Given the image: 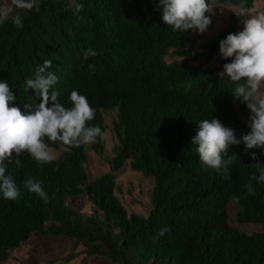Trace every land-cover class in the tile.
<instances>
[{
    "label": "trees",
    "instance_id": "trees-1",
    "mask_svg": "<svg viewBox=\"0 0 264 264\" xmlns=\"http://www.w3.org/2000/svg\"><path fill=\"white\" fill-rule=\"evenodd\" d=\"M255 1L207 0L210 6L241 8H252ZM77 2L84 5L80 19L71 0H38L39 12L14 10L23 28L13 24L11 15L0 24V82L7 81L22 112L27 114L25 104L35 111L41 97L26 88V81L50 60L49 71L71 75L54 86L58 101L70 108L75 90L95 109L86 126H99L105 133L103 113L118 111L113 122L118 145L109 171L92 181L86 150L101 154L105 135L78 148L45 137L51 150L62 152L42 166L28 153L18 158L19 165L15 154L6 160V175L13 177L20 195L8 200L0 193V263L37 236L65 237L80 244L86 257L112 264H264V182L252 180L254 195L245 189L250 177L259 176L254 165H264V150L245 152L243 143L231 145L228 155L238 160L229 166L226 179L203 164L191 144L205 119H218L237 139L251 131L249 118L241 116L246 103L233 96L243 81L220 77L217 68L194 65L201 56L207 62L213 59L220 41L237 33L240 18L230 14L228 26L194 54L189 35L197 30L164 24L158 0ZM210 14L211 9L209 19ZM89 48L98 55L85 60ZM230 61L224 59L221 67ZM252 152L258 161L251 159ZM127 161L131 171L153 179L152 208L146 217L128 214L115 196L116 174ZM28 179L42 182L46 201L28 191ZM80 196L92 204L90 215L69 206L70 198ZM230 203L238 208V225L263 230L247 234L232 227ZM162 228L168 231L160 236Z\"/></svg>",
    "mask_w": 264,
    "mask_h": 264
},
{
    "label": "clouds",
    "instance_id": "clouds-1",
    "mask_svg": "<svg viewBox=\"0 0 264 264\" xmlns=\"http://www.w3.org/2000/svg\"><path fill=\"white\" fill-rule=\"evenodd\" d=\"M71 3L74 15L80 19L78 14L84 10V5L77 0H71ZM157 7L161 11L163 23L172 26L174 30H198L203 33L211 23L206 15L211 7L207 0H158ZM251 9L240 7V14L236 15L240 18L237 33L228 34L221 40L218 50L223 59L231 58L230 63L223 65L224 71L219 74L220 77L227 76L233 82L243 81L234 89L233 96L246 103L247 109L250 110V116L246 115V112L241 116L245 120L249 118L248 127L251 131L237 139L234 130L225 127L218 119H205L199 123V130L191 141V144L197 146L196 152L201 162L216 169L217 172H222L226 179L229 166L238 160L235 154L228 155L231 145L243 143L245 152L257 148L264 150V91H261V85L264 84V11L247 16ZM14 10L39 12L40 6L38 0H11L10 5L0 7V24L11 15L13 24L23 28L21 16L14 13ZM243 16L246 18L243 20L242 30L239 23ZM97 55V51L89 48L84 54V59ZM64 66L65 69L68 68L66 64ZM51 67L52 62L45 60L36 68L34 78L26 81V88L35 90L42 101L35 111H32L31 104H25L27 114L15 106L16 96L10 90L7 81L0 82V193L5 199L14 200L20 195V189L13 177L6 175L5 161H10L13 154L17 158V165L20 164L18 158L23 153H28L42 166L57 158L46 143L45 137L49 141H60L65 146L78 148L81 145L95 143L97 137L103 139L105 135L99 126H86L88 121L94 119L95 109L90 106L85 96L75 90L72 91L69 97L72 105L70 108H66L58 101L59 92L54 86L68 72L66 74L55 70L51 72L49 71ZM89 68L95 70V65L90 64ZM70 76L67 75L68 79ZM117 115L118 111L116 119ZM223 156L228 158L223 159ZM251 159L258 161L255 152H252ZM254 167L258 170L259 176L250 177L249 183L245 185L246 192L250 195L255 194L252 180L264 182V165L257 162ZM24 186L45 201L48 199L42 182L28 179L24 181ZM167 231V228H162L158 235L163 236Z\"/></svg>",
    "mask_w": 264,
    "mask_h": 264
},
{
    "label": "rangeland",
    "instance_id": "rangeland-1",
    "mask_svg": "<svg viewBox=\"0 0 264 264\" xmlns=\"http://www.w3.org/2000/svg\"><path fill=\"white\" fill-rule=\"evenodd\" d=\"M10 4L11 0H0V7ZM210 9L211 23L206 31L200 33L197 30L189 35V40L192 42L190 46L195 49L194 54L203 52V45L228 26L230 14H240V7H226L219 3H214ZM261 11H264V0H257L253 4L252 9L247 12V16L255 15ZM245 18L246 16L241 17L242 21L239 23L242 30L243 20ZM171 57L172 56H168L167 62L173 60ZM223 60L220 51H218L210 62H207L205 58L201 56L198 61L194 62V65L202 68H217L221 73L224 71V68L221 67ZM261 86H264V84ZM261 91H264V87H261ZM116 114V110L103 113L106 131L102 153L96 154L87 149L88 163L86 165V172L89 181L109 171L108 162L113 157L112 150L118 145V140L113 129V122L116 120ZM246 115H251L249 109L246 110ZM52 151L56 156L58 153L62 152V150ZM129 163L130 161H127L123 168L116 174L115 196L119 199L128 214L146 217L152 208L151 197L153 179L146 178L140 173L131 171ZM68 204L76 211L85 215H90L93 210L92 204L85 196L70 198ZM237 210L238 208L234 203L229 204V224L232 227L247 234L259 233L263 230V228L258 225H238L235 222ZM82 251L83 248L80 244L70 241L65 237L44 239L32 236L19 249L13 251L7 261L0 264H112L108 260L102 258L86 257Z\"/></svg>",
    "mask_w": 264,
    "mask_h": 264
}]
</instances>
